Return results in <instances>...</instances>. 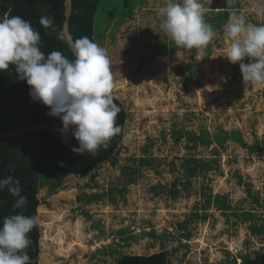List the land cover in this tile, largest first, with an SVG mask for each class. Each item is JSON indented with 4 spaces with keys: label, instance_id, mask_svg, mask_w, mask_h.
Wrapping results in <instances>:
<instances>
[{
    "label": "rangeland",
    "instance_id": "obj_1",
    "mask_svg": "<svg viewBox=\"0 0 264 264\" xmlns=\"http://www.w3.org/2000/svg\"><path fill=\"white\" fill-rule=\"evenodd\" d=\"M167 2L100 0L95 39L128 112L124 144L86 176L41 163L40 264H113L160 250L167 264H230L264 251V85L245 84L223 35L233 13L256 25L264 17L248 12L253 0H199L217 36L198 56L161 30ZM202 127L241 137L194 146L174 133ZM191 156L211 166L189 175Z\"/></svg>",
    "mask_w": 264,
    "mask_h": 264
},
{
    "label": "clouds",
    "instance_id": "obj_2",
    "mask_svg": "<svg viewBox=\"0 0 264 264\" xmlns=\"http://www.w3.org/2000/svg\"><path fill=\"white\" fill-rule=\"evenodd\" d=\"M248 12L264 17V0H253ZM159 15L164 17L160 28L166 37L182 49H195L198 56L205 54L217 36L205 22L199 0H168L159 9ZM53 23L51 17L40 18L45 29ZM223 35L231 42L225 57L231 64L239 63L245 84L264 85V24H253L244 14L233 13ZM57 38L69 46L74 60L70 61L60 51L45 56L38 47L40 33L20 16L0 18V71L14 65L18 78L30 86L31 98L48 106L49 115L58 117L64 129L75 128L79 147L74 151L95 154L122 132L116 123L121 108L112 95L111 61L106 49L87 36L73 40L69 33L60 31ZM126 42L119 39L121 49ZM246 58L249 63H244ZM5 187L18 197L14 209L26 205L27 197L21 195L19 180L12 176L0 179V191ZM37 219L22 213L4 218L0 226V264H31L27 254L31 244L28 234Z\"/></svg>",
    "mask_w": 264,
    "mask_h": 264
},
{
    "label": "trees",
    "instance_id": "obj_3",
    "mask_svg": "<svg viewBox=\"0 0 264 264\" xmlns=\"http://www.w3.org/2000/svg\"><path fill=\"white\" fill-rule=\"evenodd\" d=\"M99 3L100 0H72L69 28L74 39L87 36L98 44L95 39V26ZM65 9V0H0V18L20 16L40 33L41 41L38 47L45 56L52 51H60L71 61L75 57L69 46L57 38L58 33L64 31ZM227 13L228 11L224 12V14ZM44 16L53 18L54 23L51 28L45 29L40 24V18ZM204 18L209 19L206 16ZM174 44H172L173 47ZM161 49L159 50L165 52L166 48ZM29 93L30 86L26 80L18 78L14 65H10L8 70L0 71V134L41 121L64 128L58 117L49 115L50 108L42 102L34 101ZM112 95L114 103L121 108L116 123L121 126L122 132L111 138L108 146L101 147L95 154L75 152L51 130L32 131L12 138L0 139V179L12 176L14 180H19L21 195L27 197L24 207L14 209L13 205L18 197L10 194L7 187L0 191V226L5 217L17 213L37 217L40 205L41 163L51 165L57 172L86 176L103 161L114 158L118 149L124 144L128 112L124 103L114 93ZM68 130L71 132L67 135L68 140L79 147L74 137L75 128L70 126ZM227 132L222 130L212 137L204 127L198 132L174 130L177 138L186 136L188 142H193L194 146L201 142L221 141L226 138L225 133L226 136L237 139L241 137L239 131ZM186 161V172L189 175L198 171L199 168L204 170L211 166V161L205 162L195 156L188 157ZM172 191L175 192L176 189ZM217 201L225 203L224 198L220 196L217 197ZM125 231L122 230L121 233ZM28 235L31 244L27 249V254L31 259V264H40L41 230L38 224ZM168 262V251L160 250L150 254L124 253L113 264H167ZM230 264H264V251H258L255 255L242 256L240 263L237 259H233Z\"/></svg>",
    "mask_w": 264,
    "mask_h": 264
},
{
    "label": "water",
    "instance_id": "obj_4",
    "mask_svg": "<svg viewBox=\"0 0 264 264\" xmlns=\"http://www.w3.org/2000/svg\"><path fill=\"white\" fill-rule=\"evenodd\" d=\"M65 6H66V9H65V20L63 22V29L65 32L69 33L72 36L70 32V28H69V19L72 14V0H65ZM73 40L75 39L73 38ZM40 130H51L58 138H60L66 145L70 146L73 150L78 148L68 140V137H67V132L69 131L68 129H64L58 125H51L43 121L36 122L34 124L27 125L24 127L15 128V129L6 131L4 133H1L0 139L1 138H12L18 135L30 133L32 131H40Z\"/></svg>",
    "mask_w": 264,
    "mask_h": 264
}]
</instances>
